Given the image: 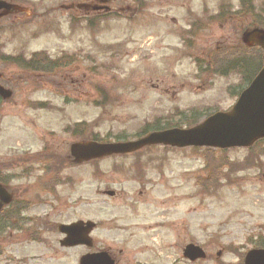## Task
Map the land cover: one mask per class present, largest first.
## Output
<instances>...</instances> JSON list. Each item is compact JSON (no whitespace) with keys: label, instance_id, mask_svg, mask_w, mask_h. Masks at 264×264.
I'll return each instance as SVG.
<instances>
[{"label":"rangeland","instance_id":"374dc122","mask_svg":"<svg viewBox=\"0 0 264 264\" xmlns=\"http://www.w3.org/2000/svg\"><path fill=\"white\" fill-rule=\"evenodd\" d=\"M17 2L0 20V87L11 93L0 98V177L24 210L0 236V264H78L100 251L116 264H243L264 245V143L222 154L154 146L79 165L69 153L231 109L243 77L225 70L233 56H215L264 23V0H27L29 12ZM96 5L109 11L88 12ZM34 54L59 66L13 63ZM50 155L59 185L34 163ZM78 221L96 224L92 247L62 248L57 225ZM189 244L204 260L182 257Z\"/></svg>","mask_w":264,"mask_h":264},{"label":"water","instance_id":"95a60500","mask_svg":"<svg viewBox=\"0 0 264 264\" xmlns=\"http://www.w3.org/2000/svg\"><path fill=\"white\" fill-rule=\"evenodd\" d=\"M242 42L248 47L257 46L262 50V68L254 80L239 96L230 112L216 113L204 122L190 129H169L153 132L142 139L127 143L80 142L70 146V155L74 164L125 155L149 146H163L177 149L210 148L231 149L249 148L255 142L264 139V30L255 28L246 31ZM11 93L0 87V97L9 99ZM112 195V193H108ZM12 200L11 195L0 185V211ZM95 225L91 222H76L59 225L58 232L65 236L60 242L64 248L84 246L90 248L92 241L89 234ZM183 258L190 262L202 260L205 253L198 246L188 245L183 250ZM79 264H115L106 252L86 254ZM244 264H264V249L248 251Z\"/></svg>","mask_w":264,"mask_h":264},{"label":"trees","instance_id":"16d2710c","mask_svg":"<svg viewBox=\"0 0 264 264\" xmlns=\"http://www.w3.org/2000/svg\"><path fill=\"white\" fill-rule=\"evenodd\" d=\"M248 13L249 11H244ZM258 23L257 20H255V24ZM256 26H259L261 28H264V23L260 22L259 24H256ZM229 51V56H233V60L236 63L235 65L232 64L225 68L230 69V70H239L240 74L242 75L243 79L242 82L244 84H248L251 79L256 75V73L259 71L262 65L261 61V53L258 48H247L242 44H239L238 46L235 47V49H230ZM232 53V54H231ZM254 55V56H253ZM10 59V58H9ZM245 62V64H244ZM13 63L16 65H24L25 69L32 70V71H39V70H45L49 68V65L52 64L53 66H59L58 62H47V59L42 57V56H37L29 60V62L25 63L23 59L21 58H15L13 59ZM250 65V66H249ZM248 67L252 68L254 71L251 72L250 74L247 72ZM52 69V67H50ZM224 71V69H223ZM191 121L187 122V126L191 127L196 125L199 120L198 117L195 115L191 116ZM193 119V120H192ZM188 120V119H185ZM161 125H157L155 129L153 130H162V129H172V128H180L177 125H172V124H167L165 125V128L160 127ZM261 143V142H260ZM264 143V142H263ZM212 152V150H208ZM223 152H221L222 154ZM202 156L205 158V161H213L214 155L208 153H201ZM216 162V161H215ZM36 165H38L40 168H42V171L45 174H53L52 176H55L56 182L59 181V161H57V158L54 155L47 156L45 160L43 159H38L37 161L34 162ZM41 163V164H40ZM62 164V162H61ZM210 164V163H208ZM216 164L221 165L219 168L213 170V176H216V171L222 167H227L228 163L225 158L221 159L219 162H216ZM209 166V165H208ZM211 167V166H209ZM55 182V183H56ZM0 184L3 186L6 184V181L0 177ZM46 190V189H44ZM15 203L8 207L4 208L0 212V235L4 234L6 230H14L13 225V220L18 219L17 217H20L21 211L23 209L19 208L20 206L14 207ZM262 243V242H261ZM261 243L258 245V247H264V245H261ZM1 254V252H0Z\"/></svg>","mask_w":264,"mask_h":264},{"label":"flooded vegetation","instance_id":"af4514ba","mask_svg":"<svg viewBox=\"0 0 264 264\" xmlns=\"http://www.w3.org/2000/svg\"><path fill=\"white\" fill-rule=\"evenodd\" d=\"M17 1H19V0H17ZM26 1L27 0H25V12L26 11L27 12L32 11V8L34 6H30L29 3L26 4ZM100 1L104 2V3L109 2V0H100ZM22 2H24V0H22ZM14 3H16V0H0V20L7 17L8 15H10L14 10L20 11L23 9L18 4L20 2H17V5H15ZM99 6H102V5H99ZM99 6H92L91 8L99 7Z\"/></svg>","mask_w":264,"mask_h":264}]
</instances>
